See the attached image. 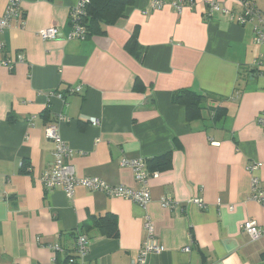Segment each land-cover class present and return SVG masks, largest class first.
<instances>
[{
	"label": "crops",
	"instance_id": "obj_1",
	"mask_svg": "<svg viewBox=\"0 0 264 264\" xmlns=\"http://www.w3.org/2000/svg\"><path fill=\"white\" fill-rule=\"evenodd\" d=\"M9 1L0 0V16ZM78 1L20 0L23 26L0 34V61L24 57L12 69L0 65V264H137L146 214L163 251L145 264H264V237L250 242L239 228L247 221L264 226V204L249 199L252 176L264 191V129L257 122L264 47L254 42L252 25L207 18L209 0H195L181 14L171 0L160 10L149 8L151 0H129L119 20L101 25L102 34L68 41ZM254 1L264 14V0ZM49 27L59 38L40 40L36 32ZM131 38L141 59L126 49ZM73 86L81 90L69 93ZM180 90L206 95L202 119L188 122L185 109L172 104ZM216 108L226 109L219 121ZM49 123L59 124L78 176L137 190L121 159L166 157V168H148L158 174L147 179L146 209L83 187L71 199L45 190L38 178L53 164L43 133ZM254 162L260 167L250 173ZM162 197L177 208H162ZM103 216L115 219L117 237L94 227L92 217ZM81 232L89 243L82 256L74 250ZM56 245L58 251L49 248Z\"/></svg>",
	"mask_w": 264,
	"mask_h": 264
},
{
	"label": "built area",
	"instance_id": "obj_2",
	"mask_svg": "<svg viewBox=\"0 0 264 264\" xmlns=\"http://www.w3.org/2000/svg\"><path fill=\"white\" fill-rule=\"evenodd\" d=\"M224 0H209L205 3L204 15L207 18H212L214 15L220 14L226 17L229 22L245 27L252 25L254 42L264 47V14L256 7L254 0H229L233 2L235 8H229L223 3ZM90 0H79L76 5L70 10L69 23L70 30L65 39L84 40L87 37L86 28L82 23L87 13V7ZM163 0H151L149 8L151 10H160L165 6ZM170 8L181 14L183 10H192L195 6V0H171L168 4ZM17 24L18 27L23 26V14L20 7V0H10L7 4L4 13L0 16V34L5 30L10 29ZM37 37L42 41H54L60 36V31L56 27L40 29L36 32ZM0 45V49H1ZM24 61L21 55L14 59H4L0 61V65L7 69H12L15 64ZM258 61H254V66ZM264 78V73L261 74ZM81 90L80 86L69 88V93H78ZM58 98H62L61 94H57ZM63 118L59 117L62 122ZM258 124L264 129V114L257 119ZM93 124L98 125L99 121L94 120ZM58 123H49L44 127L43 133L46 140L53 144V164L48 170L43 171L38 180L47 191L59 189L67 199H71L78 187H83L92 192H101L110 198H122L129 200L132 203L146 209L151 201V196L146 187L149 177H157V172H149L145 161L141 159L127 160L121 159L120 166L130 168L133 171L134 180L140 186L139 189H132L122 185H109L97 177L78 176L74 166L71 164V156L73 151L68 144L62 139L59 131ZM260 167L259 163H252L247 170L254 173ZM250 197L249 199L260 204H264V191L260 189V182L256 176H252L250 180ZM194 204L197 208H205V203L201 198H192L188 201ZM164 209L177 208V201L162 197L159 202ZM240 230L247 235L250 242H257L264 237V226L257 227L252 222L247 221L240 225ZM144 238L138 251V257L135 261L137 264H145L146 257L149 254L161 253L162 247L158 243L154 235V226L149 215H144L143 219ZM190 244L193 243V238L190 236ZM53 251H58L57 246H49ZM75 249L82 256L88 250V239L86 236H79L76 240ZM191 245L186 246L182 251L190 253ZM69 262V261H68ZM72 264V263H69Z\"/></svg>",
	"mask_w": 264,
	"mask_h": 264
},
{
	"label": "trees",
	"instance_id": "obj_3",
	"mask_svg": "<svg viewBox=\"0 0 264 264\" xmlns=\"http://www.w3.org/2000/svg\"><path fill=\"white\" fill-rule=\"evenodd\" d=\"M129 2H130L129 0H90V3L87 7L86 16L82 20V23L86 28L87 36L102 34L101 25L112 24L117 20H119V18H121L122 16L124 7ZM136 48H137L136 39L131 38L129 42L126 44V49L130 53H134L135 58L141 59V52L136 51ZM171 102L172 104L182 106L185 109L186 120L188 122H191L193 120L202 119V113L205 109L207 97L203 93H195L187 90H180L172 94ZM225 111H226L225 108L214 109V120L215 121L221 120L224 117ZM167 166H168V159L166 157L153 159L148 161V163H146V167L149 172H152L153 170L150 171L148 168H156L162 170ZM92 221L94 227L102 236L108 238L117 237L118 228L115 219H112L111 217L108 216H103V217H92ZM82 232L76 234V238L74 242V250L76 253L77 251L75 249V244L77 238L79 236H86ZM88 248H89V243H88ZM69 263L75 264L74 259L69 258L66 264Z\"/></svg>",
	"mask_w": 264,
	"mask_h": 264
}]
</instances>
